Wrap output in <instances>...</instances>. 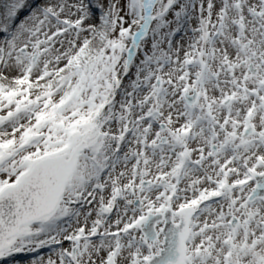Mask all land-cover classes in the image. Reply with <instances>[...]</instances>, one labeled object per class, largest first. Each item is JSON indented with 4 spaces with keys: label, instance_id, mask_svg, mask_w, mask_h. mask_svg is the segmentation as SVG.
<instances>
[{
    "label": "snow or ice",
    "instance_id": "6c2138e0",
    "mask_svg": "<svg viewBox=\"0 0 264 264\" xmlns=\"http://www.w3.org/2000/svg\"><path fill=\"white\" fill-rule=\"evenodd\" d=\"M0 264H264V0H0Z\"/></svg>",
    "mask_w": 264,
    "mask_h": 264
}]
</instances>
